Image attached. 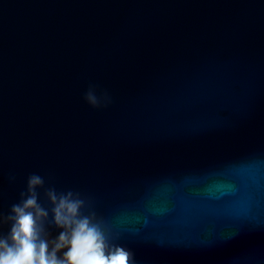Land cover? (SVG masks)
<instances>
[{
	"label": "water",
	"instance_id": "1",
	"mask_svg": "<svg viewBox=\"0 0 264 264\" xmlns=\"http://www.w3.org/2000/svg\"><path fill=\"white\" fill-rule=\"evenodd\" d=\"M33 173L138 264H264V0H0V211Z\"/></svg>",
	"mask_w": 264,
	"mask_h": 264
},
{
	"label": "clouds",
	"instance_id": "2",
	"mask_svg": "<svg viewBox=\"0 0 264 264\" xmlns=\"http://www.w3.org/2000/svg\"><path fill=\"white\" fill-rule=\"evenodd\" d=\"M84 100L93 109L109 102L93 85ZM8 180L15 183V175L10 173ZM119 239L87 197L46 185L36 173L28 176L9 212L0 211V264H138L134 252L116 242Z\"/></svg>",
	"mask_w": 264,
	"mask_h": 264
}]
</instances>
